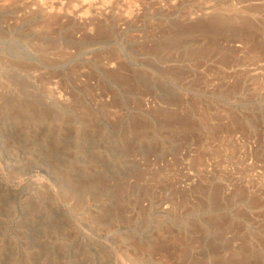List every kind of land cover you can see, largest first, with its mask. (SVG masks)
<instances>
[{"label": "rangeland", "instance_id": "374dc122", "mask_svg": "<svg viewBox=\"0 0 264 264\" xmlns=\"http://www.w3.org/2000/svg\"><path fill=\"white\" fill-rule=\"evenodd\" d=\"M0 98V264H264V0H0Z\"/></svg>", "mask_w": 264, "mask_h": 264}, {"label": "bare ground", "instance_id": "6f19581e", "mask_svg": "<svg viewBox=\"0 0 264 264\" xmlns=\"http://www.w3.org/2000/svg\"><path fill=\"white\" fill-rule=\"evenodd\" d=\"M3 96V95H2ZM1 99V98H0ZM7 99V98H6ZM7 100H3V101H0V106L2 105V107L4 108V106L8 105L7 104Z\"/></svg>", "mask_w": 264, "mask_h": 264}]
</instances>
